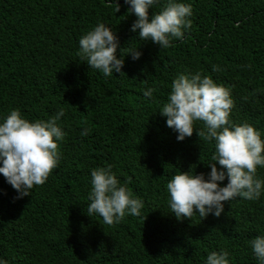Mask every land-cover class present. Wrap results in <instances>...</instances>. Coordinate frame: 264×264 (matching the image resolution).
I'll return each instance as SVG.
<instances>
[{"label":"trees","instance_id":"obj_1","mask_svg":"<svg viewBox=\"0 0 264 264\" xmlns=\"http://www.w3.org/2000/svg\"><path fill=\"white\" fill-rule=\"evenodd\" d=\"M117 2L119 12L107 0H0V114L18 108L29 120L47 119L63 108L66 133L58 166L29 196L17 199L0 174V257L8 264H204L209 251L224 249L230 264H258L249 241L264 234V195L225 201L220 217L171 213L168 179L178 169L209 172L213 145L195 130L178 141L158 110L179 72L199 71L230 90L233 121L264 133V0H186L191 26L166 49L139 40L130 5ZM98 22L120 39L121 75L105 78L77 56L79 38ZM129 48L141 57L133 60ZM149 87L156 91L146 98ZM108 164L144 202L140 216L111 225L87 215L90 170Z\"/></svg>","mask_w":264,"mask_h":264},{"label":"clouds","instance_id":"obj_2","mask_svg":"<svg viewBox=\"0 0 264 264\" xmlns=\"http://www.w3.org/2000/svg\"><path fill=\"white\" fill-rule=\"evenodd\" d=\"M116 12L120 11L117 0ZM130 5L129 14L136 19L130 31L142 41H151L160 48L171 46L173 39H183L190 28L192 5L186 0H164L159 11L151 15L149 9L161 5V0H124ZM77 56L105 78L123 73L124 55L120 39L111 27L98 22L78 41ZM120 56H117V50ZM138 60L142 52L129 48L128 54ZM213 65V71H219ZM155 88L143 90L146 98L153 97ZM234 102L231 92L211 76L197 71L179 72L172 80L167 99L158 112L166 117V125L177 133V140L192 136L213 145L207 173L178 171L167 181L168 206L177 219L203 218L209 214L220 217L224 202L236 198L258 200L264 195V133L247 122H235L231 117ZM64 109L60 108L47 119L29 120L20 109L12 108L0 114V174L18 193L17 199L30 195L31 189L46 182L60 161L59 143L65 138L61 123ZM201 122L203 127L194 129ZM84 128L82 136L89 134ZM88 216L102 218L105 224L119 222L126 215L140 216L144 202L134 196L127 182L122 183L113 171V165L98 166L90 170ZM227 180V183H223ZM249 245L258 264H264V234L256 235ZM227 250L209 251L204 264H230ZM0 264L8 261L0 257Z\"/></svg>","mask_w":264,"mask_h":264}]
</instances>
